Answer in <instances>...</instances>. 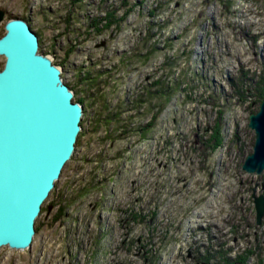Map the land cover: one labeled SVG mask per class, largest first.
I'll return each mask as SVG.
<instances>
[{"label":"rangeland","instance_id":"rangeland-1","mask_svg":"<svg viewBox=\"0 0 264 264\" xmlns=\"http://www.w3.org/2000/svg\"><path fill=\"white\" fill-rule=\"evenodd\" d=\"M0 10V35L8 18L26 19L80 97L77 74L93 70L111 76L95 92L111 105L157 81L174 87L144 136L113 142L93 129L86 101L29 250L1 247L0 264H203L207 248L215 258L250 250L246 263L264 264V214L256 225L252 202L264 170L240 169L259 105L252 85L264 77V0H0ZM154 102L122 116L143 126Z\"/></svg>","mask_w":264,"mask_h":264},{"label":"water","instance_id":"water-1","mask_svg":"<svg viewBox=\"0 0 264 264\" xmlns=\"http://www.w3.org/2000/svg\"><path fill=\"white\" fill-rule=\"evenodd\" d=\"M3 12L0 10V21ZM0 36V248L29 250L42 203L72 158L83 107L61 78L59 65L39 51L24 18L4 21ZM251 152L240 169L264 170V98L247 117ZM255 224L264 214V194L252 195Z\"/></svg>","mask_w":264,"mask_h":264},{"label":"trees","instance_id":"trees-1","mask_svg":"<svg viewBox=\"0 0 264 264\" xmlns=\"http://www.w3.org/2000/svg\"><path fill=\"white\" fill-rule=\"evenodd\" d=\"M41 53L45 54V52L43 51H41ZM53 63L58 65V61L56 60L53 61ZM102 72H103L102 70H93L92 73H87V72H85V74L83 73L81 77L79 76V74H77L76 82L81 86H85L84 92L87 100L82 96L80 97L79 96L80 92H78L75 88H73L72 86L66 83L73 90V101L78 102L82 105L83 114L86 111V106H87L86 101H88L89 105H93L95 107V113H94L95 118L92 121V127L94 130L103 131L104 140L113 142L118 137L122 136L121 133L119 132H123L122 134L125 135L130 130L131 131L135 130L136 132H138V134H142L144 136L146 132L153 126L159 112L169 102V95L170 93L173 92L174 87L168 89L166 88V86H163L159 81H157L154 84L156 87L154 90L150 91L149 88L144 87V89H142V91L136 94L132 99H128L125 97L123 99L117 98L114 104L111 105L110 104L111 102L106 98L105 93L101 94L102 95L101 97H99L100 93L99 94L95 93L98 92L103 85L109 84L108 82L111 80L110 79L111 76H108L107 73L104 78L102 77L100 78ZM249 81L252 80L250 79ZM111 83L113 84V82ZM252 87H253V91H255V95L258 97L260 102L264 98V77L259 78L255 83L253 82ZM89 90L92 91L89 92ZM111 90H113V88H111ZM151 99H154L155 102L152 105L148 104V106H150V109L154 110V112L150 116L149 121L146 122V124L143 126L137 125L135 126L134 129H132L130 126L132 120L131 115L126 114L125 116H122L123 113L136 109L141 105V103L144 102V100L149 101L150 103ZM213 133L214 136H213L212 146L213 149H215L220 145L221 139L219 138L217 131ZM97 157L98 159H100L101 155L97 154ZM65 207L66 206H61L58 209L55 217L61 216ZM36 230L37 228L34 225V234L36 233ZM207 249L205 251V254L201 256V258H203L201 263L203 264H212L213 258L216 260L215 264H247L246 263L247 258L253 254V252H251L250 250L248 251L245 250L243 255L237 254L234 258H230L229 256L226 255L221 256V253H219L218 258H215V256L209 251V248Z\"/></svg>","mask_w":264,"mask_h":264},{"label":"bare ground","instance_id":"bare-ground-1","mask_svg":"<svg viewBox=\"0 0 264 264\" xmlns=\"http://www.w3.org/2000/svg\"><path fill=\"white\" fill-rule=\"evenodd\" d=\"M40 207H41V205H40Z\"/></svg>","mask_w":264,"mask_h":264}]
</instances>
